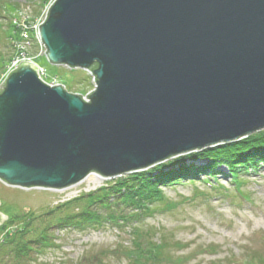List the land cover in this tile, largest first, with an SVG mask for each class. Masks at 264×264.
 I'll use <instances>...</instances> for the list:
<instances>
[{
	"label": "water",
	"instance_id": "water-1",
	"mask_svg": "<svg viewBox=\"0 0 264 264\" xmlns=\"http://www.w3.org/2000/svg\"><path fill=\"white\" fill-rule=\"evenodd\" d=\"M38 33L50 64L95 88L87 101L27 61L7 75L8 187L122 177L264 130V0H56Z\"/></svg>",
	"mask_w": 264,
	"mask_h": 264
},
{
	"label": "rangeland",
	"instance_id": "rangeland-1",
	"mask_svg": "<svg viewBox=\"0 0 264 264\" xmlns=\"http://www.w3.org/2000/svg\"><path fill=\"white\" fill-rule=\"evenodd\" d=\"M52 1L0 0V77L6 64L18 54L15 53L14 47L19 44L16 43L17 39L26 43V36H29L33 43L22 51L24 52L22 57H27L28 54L35 56L34 61L47 70V77L57 75V82L64 80L62 82L68 83L66 85L68 91L85 95L94 89L93 80L86 71L80 69L71 71L67 67L58 68L50 64L32 32L35 19L42 13L47 3ZM14 25L20 28L17 29ZM213 148L215 147L205 149L194 164L189 160L187 165L200 167L212 163L214 166ZM186 168L195 170L191 165ZM218 170L221 174H216L214 178L204 176L202 173L196 180L181 179L178 185L168 186L170 183L164 185L162 188L164 194L177 205L169 211L159 210L147 216L143 226L155 228L160 232L158 236L163 238L165 235L168 240L171 238L177 243L182 250L176 251L175 255L187 259V264L264 262V161L249 166L248 169H242L236 178L239 185L229 178L231 172L226 166H221ZM95 176L90 175L88 177L90 181L86 180L84 183V180L77 189L65 193L39 188L8 187L0 182V201L6 204L5 213L20 209L26 213L33 212L35 217L49 214L47 219L42 217L44 224H40L38 218L30 222L28 229L34 230V233L25 236L28 240L35 234L38 224L39 230L47 223H52L53 226L58 217L63 216L64 219L66 214H82L85 207L89 209L94 205L90 213L98 217L95 210L99 207L95 201L105 193L100 190L115 182H122L126 177L102 178L103 180L94 187L92 181L96 180ZM207 176L211 178L213 188L208 185ZM192 181L193 184L190 183ZM90 184L91 189H88ZM124 194L123 189H116L114 194L105 195L106 197L100 200L104 203L100 205L107 214L125 215L126 206L120 205ZM74 219L76 218L48 230L47 236H41L46 237L53 246L46 248L30 244L32 251H29L27 258L19 264H84L85 259L91 258L92 254L106 264H131L121 253L123 251L121 246L128 247L133 239L131 224L123 225L121 222L104 218L99 224L92 221L93 224L83 225L85 222L80 224L78 221H72ZM1 231L0 237L3 233ZM2 263L16 264L13 255L4 257Z\"/></svg>",
	"mask_w": 264,
	"mask_h": 264
},
{
	"label": "trees",
	"instance_id": "trees-1",
	"mask_svg": "<svg viewBox=\"0 0 264 264\" xmlns=\"http://www.w3.org/2000/svg\"><path fill=\"white\" fill-rule=\"evenodd\" d=\"M54 76L53 79L55 78ZM62 83L68 85L67 82ZM236 142L213 148L214 156L212 159L215 161L213 163L214 166H212V163H207L204 166L196 167L193 163L190 165L195 170L186 168L190 166L187 165V161L191 160L195 162L198 160L200 155L203 154V150L201 151L202 153L197 152L187 156L177 157L147 171L127 175L124 181L115 182L111 184V186L100 190L105 193L100 195L98 201H95L97 202L96 204H98L97 207H99L95 210L98 217L90 213L91 210L93 211L94 205L90 206L89 209L85 207L82 210V214H66L64 215V219L63 216L58 217L53 226L52 223H47V225L39 230L38 224L35 228V234L29 237L28 240L27 238L25 239V236L28 233H34V230L28 229V226L31 225L30 222L38 218L37 221L40 220V224H44V219L42 217H46L45 219H47L49 214L35 217L33 212L26 213L20 209H14V211H7L5 213L6 204L2 203L1 211L8 216V220L0 227V230H2L1 232H3L0 237V264H3L2 261L4 257L8 255H13L14 262L19 264L23 259L27 258L26 256L29 255V251H32L30 244L41 245L46 248L53 246L48 242L46 237L41 236H47L46 232L48 230L58 225L61 226L63 222L69 223L72 218H76L72 221H78L80 224L85 222L83 225L86 223L93 224L92 221L96 222L94 224H99L104 218H110L111 220L121 222L123 225L131 224L133 239L128 247L121 246V250H123L121 253L131 264H187V259L175 255V252L181 251L182 248H179L177 243L173 242L171 238L168 240L165 235H163V238L158 236L160 232L157 229L143 226L144 219L159 210L169 211L177 205L164 194L162 188L168 183H170L168 186H175L180 184L181 179L196 180L202 173L203 175L213 177L216 174H220L218 169L221 166H226L228 168L231 172V177L229 178L233 182H236V178L239 177V172L242 169H248L249 166L258 165L260 162L264 161V131H259L256 134L242 139L240 142ZM250 154L253 155L249 158L248 156ZM259 156H261V158ZM190 183L193 184L194 182L192 181ZM236 183L239 185L238 180ZM135 186H137L136 189ZM116 189H123L125 191L123 202L120 204L121 206H126L124 211L127 214L125 215L112 214L111 209H109L111 214H107L104 211V207L100 205L104 203L100 202V200L104 199L106 197L105 195L114 194ZM84 212L86 213L84 214ZM101 253L100 251V254ZM84 264L106 263L92 254L91 258L85 259ZM258 264H264V262Z\"/></svg>",
	"mask_w": 264,
	"mask_h": 264
},
{
	"label": "bare ground",
	"instance_id": "bare-ground-1",
	"mask_svg": "<svg viewBox=\"0 0 264 264\" xmlns=\"http://www.w3.org/2000/svg\"><path fill=\"white\" fill-rule=\"evenodd\" d=\"M88 73H90V72H88ZM92 76V75H91ZM92 80L94 81V84H95V79H94V77L92 76ZM94 90V89H93ZM92 90V91H93ZM92 91H90L89 93H91ZM89 93H87V94H89ZM87 94H80V95H82V97L85 99V100H87L88 101V98L86 97L87 96ZM95 178H96V180L95 181H92V184H93V186L95 187V186H97L103 179L101 178V177H99L98 175H96L95 176ZM87 181H90V179H86ZM85 180V182L84 183H86L87 181ZM81 184H83L82 182L81 183H79V184H76V185H74V186H71V187H68V188H66V189H62V190H56L57 192H59V193H65V192H68V191H71V190H75V189H77ZM88 189H91V184L88 186Z\"/></svg>",
	"mask_w": 264,
	"mask_h": 264
},
{
	"label": "built area",
	"instance_id": "built-area-1",
	"mask_svg": "<svg viewBox=\"0 0 264 264\" xmlns=\"http://www.w3.org/2000/svg\"><path fill=\"white\" fill-rule=\"evenodd\" d=\"M19 62H20V61H18V60L14 61V62L12 63V65H11L10 69L16 68Z\"/></svg>",
	"mask_w": 264,
	"mask_h": 264
}]
</instances>
